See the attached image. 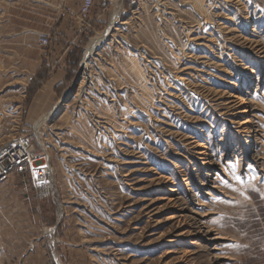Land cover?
I'll return each mask as SVG.
<instances>
[{
  "label": "rangeland",
  "instance_id": "obj_1",
  "mask_svg": "<svg viewBox=\"0 0 264 264\" xmlns=\"http://www.w3.org/2000/svg\"><path fill=\"white\" fill-rule=\"evenodd\" d=\"M34 3L0 0V148L47 162L58 264H264V0L99 1L67 89L26 116ZM17 232L0 215V264L32 252Z\"/></svg>",
  "mask_w": 264,
  "mask_h": 264
},
{
  "label": "crops",
  "instance_id": "obj_2",
  "mask_svg": "<svg viewBox=\"0 0 264 264\" xmlns=\"http://www.w3.org/2000/svg\"><path fill=\"white\" fill-rule=\"evenodd\" d=\"M99 1H96L95 7ZM81 2L82 0H35L30 20L41 22L39 31L36 30V45L40 52L38 64L29 81L33 82L37 93L26 116L47 111L54 98L58 96V91H64L70 84L72 67L77 63L80 50L84 48L91 32L86 27L94 25L91 16L93 10L86 17H81L79 13ZM40 34L47 35L48 47L38 45ZM44 119L45 116L40 121ZM18 176L11 173L9 180L0 185V215L17 226L19 245L32 250L25 258V264H43L42 259L47 258L51 264H58L53 248L58 250L56 238L59 236L56 234L60 222L57 219L52 224V214L40 208L42 201L38 198L39 193L43 192L46 195V190L28 188L24 178L26 176ZM27 191H33L34 195H29ZM19 207L22 210L17 209Z\"/></svg>",
  "mask_w": 264,
  "mask_h": 264
},
{
  "label": "built area",
  "instance_id": "obj_3",
  "mask_svg": "<svg viewBox=\"0 0 264 264\" xmlns=\"http://www.w3.org/2000/svg\"><path fill=\"white\" fill-rule=\"evenodd\" d=\"M96 1L82 0L79 9L81 17L84 18L91 13ZM100 1L105 5H115L119 2V0ZM86 28L90 31L92 30L91 25ZM38 45L43 48L49 46L47 35H39ZM30 145L28 138L25 136H16L2 145L0 148V185L9 180L12 170H14L17 174H27L34 189L52 187L53 180L47 162L43 158L38 159L33 149L29 153L28 148Z\"/></svg>",
  "mask_w": 264,
  "mask_h": 264
},
{
  "label": "bare ground",
  "instance_id": "obj_4",
  "mask_svg": "<svg viewBox=\"0 0 264 264\" xmlns=\"http://www.w3.org/2000/svg\"><path fill=\"white\" fill-rule=\"evenodd\" d=\"M120 12V11H119ZM119 12L118 11H115L114 14H113V17H112V21H111V26L110 28L112 27V25L117 21V18L119 17ZM109 28V29H110ZM109 29L107 31H104L103 33H100V34H97V38L92 41V43L90 44V46L88 47L87 51H86V54L83 58V61L85 62L91 55H93L95 53V51L98 49V47L100 46V44L102 42H104V40L106 39V35H107V32H109ZM43 122V121H42ZM36 124V128L39 127V125L41 124V122H35ZM5 144V143H4ZM27 151V149H26ZM28 152L31 153V146L28 148Z\"/></svg>",
  "mask_w": 264,
  "mask_h": 264
},
{
  "label": "trees",
  "instance_id": "obj_5",
  "mask_svg": "<svg viewBox=\"0 0 264 264\" xmlns=\"http://www.w3.org/2000/svg\"><path fill=\"white\" fill-rule=\"evenodd\" d=\"M76 61H77V59H76Z\"/></svg>",
  "mask_w": 264,
  "mask_h": 264
}]
</instances>
